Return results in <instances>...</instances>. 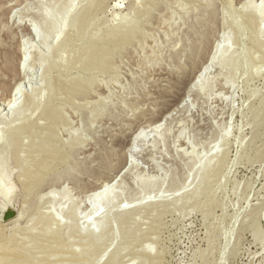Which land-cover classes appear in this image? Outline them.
Returning <instances> with one entry per match:
<instances>
[{"label": "rangeland", "instance_id": "374dc122", "mask_svg": "<svg viewBox=\"0 0 264 264\" xmlns=\"http://www.w3.org/2000/svg\"><path fill=\"white\" fill-rule=\"evenodd\" d=\"M90 4L96 29L85 42L110 31V46L103 55L97 42L104 59L75 71L82 79L72 91L83 85L88 93L58 116L71 157L27 193L10 150L0 149L9 161L0 158V240L15 239L23 264L75 252L85 261L90 226L105 228L101 263L123 249L119 264H264V32L254 31L264 24V0H0V90L22 91L15 113L25 119L6 111L0 127L26 124L53 102L55 49ZM3 126L2 138L11 130ZM51 213L58 219L45 241ZM57 231L62 249L47 241Z\"/></svg>", "mask_w": 264, "mask_h": 264}, {"label": "bare ground", "instance_id": "6f19581e", "mask_svg": "<svg viewBox=\"0 0 264 264\" xmlns=\"http://www.w3.org/2000/svg\"><path fill=\"white\" fill-rule=\"evenodd\" d=\"M40 4H41V2H40ZM38 7H39V5H38ZM23 8H24V6H23ZM97 12H98V10H97V8H96V6L94 4H90V5L86 6V8H81V10L78 13L76 11L77 14H76V17L74 19L75 20V24L77 26L75 28L76 31L73 32L74 34L68 36L69 38L66 39V37H65L64 38L65 40L60 38L61 40L65 41L64 43L62 41V43H63L62 46H59L61 42L59 41L60 39H58L59 44H57V45H58V48L59 47L60 48H59L58 51H57L58 48L55 49V51H56L55 52L56 53L55 57L56 58L54 57L55 60H53L54 61V62L52 61L53 64L50 65L51 66L50 67L51 68V72H50L51 74L50 75H52V73L54 74V77H53L54 78V82L52 81L53 85L50 84V82L48 83V84H50L49 87L52 85V90H54V91H52L53 94L51 95L52 96L51 98H53V102L50 103V101H49L50 99H48L47 98L48 96H47L46 97L48 99L47 101L50 103V105L47 106L48 102L44 98L45 101L47 102V104L44 101L46 106L45 105H43V106L46 107V108L44 110L42 107H38L37 106L38 108L41 109V111L43 109V111H42L43 113L42 114L38 113V111H40V110L36 111L38 114L35 112L37 114V116L39 115L38 118L34 117V120H33L32 119L33 117L31 116V119L33 120V121H31V119L30 120L28 119V117H29L28 116L26 119L29 122L26 120L27 121L26 124L24 123L22 125H17V124H20L21 122H23L25 120L24 118H23L24 119L23 121H22V119L19 120L20 119L19 116L21 114L16 111L17 108L20 107V105L16 103L19 98L16 99V97H17V95H20V93L22 91L19 88H18V90H16L15 87H13V88L9 87L8 88V85H7V89L4 88L3 90H0V115L3 114L6 111H10V113H12V114L14 113L15 114V115H12V117L13 116L15 117L17 114L19 115V116L17 115V117H15V118H17L18 121L20 122V123H17V124L15 123L14 125H16V126L13 127L12 129L10 127L11 124L8 127V126H3V123H2L3 127H8V129L10 128L11 130L7 131L8 133L6 135V133H5L6 130L2 129V126L0 127V131L3 132V130H5L4 134L6 135V136L4 135V138H2L3 135L0 136L1 137L0 138V149L3 148L4 149V150L2 149L3 151H5V149H7V150L9 149L10 150V153H11V155L13 157V161H14L16 167L20 170V176H19L20 183H21V185L23 184L22 188L24 187V191H26L27 193H32L35 190H40L42 188L43 184H45L44 182L48 180V178H47L48 176L50 177L52 175V177H56L58 175V173H56L57 170H58V166L61 165V164L66 163L68 161V158L71 157V155H67L65 152H63V150L65 149V147H67V145L59 137V133L60 132L58 130V127H59V117L58 116L61 113L62 109H64L67 105H69V103L72 104V102H75V99H77L78 97H83L84 95H86V93H88L87 91L86 92L83 91L85 89V87L83 85L79 89L75 88L76 92L72 91L74 89L73 86H72V84L74 82L73 80L77 81V80L82 79L81 76H73L75 71H77L79 69L87 71L88 70L87 69L88 66L94 65L95 63H97V61L100 60L103 57L104 53H106V55H107V52L109 51L110 31L107 32L104 36L100 37L99 38V42L98 41H96V42L92 41V42H90L91 44H88L87 42H85V39L88 38V36L94 34V30L96 29V28H94V26H95L94 22H95V20L97 18V15H96ZM47 18H48L47 15L43 16V19H47ZM253 21H254V23H253ZM253 21L248 19V22H249L248 24L249 25H252V24L254 25L255 24V20H253ZM35 25H36V22L35 23L31 22L27 26V28L29 29V31H33V32L35 31L36 32ZM5 27H6V25H5ZM5 27H3V28L5 29ZM9 28L7 26L6 30H10ZM255 28H254V31L256 30L258 33H259V31L260 32H262V31L264 32V24H259L257 26V29H255ZM117 30H114L112 32V34H115V33L119 32V31H121L120 29H119V31H117ZM122 31H123V29H122ZM8 33H9V31H8ZM70 34H71V32H70ZM259 34H261V33H259ZM10 35H11V33H10ZM15 38H16V36H15ZM15 38H12V39H15ZM27 41H29V40H27ZM97 42L99 43V48H100L101 53H103L102 56H100L98 54V49H97V51L95 50V48H98ZM263 44H261V45H263ZM53 45H54L53 43H50L48 46H50V48H52V50L54 51V48L52 47ZM57 45H56V47H57ZM54 47H55V45H54ZM67 53H68V57L65 58V55ZM31 54H32V52H31ZM102 59H104V57ZM37 60H39V59H37ZM41 60H44V59H41ZM23 62H22L23 63L22 65L25 64L27 66V69L30 70L31 69L30 61H28V59L27 60L25 59ZM18 70L19 69L17 68V71ZM15 74H17V72ZM19 74H21V73H19ZM47 75H48V78H47V76L45 78L50 80L49 73ZM42 76H43V74H42ZM36 81H38V80H36ZM228 82L226 83V85H229ZM44 84L46 86V83H44ZM44 84L42 86H44ZM231 84H232V81H231ZM17 85H19V84H17ZM21 87H24V85H22ZM0 88H2V87H0ZM22 90H24V89H22ZM34 91H35V89H34ZM47 91H49V89ZM24 92H23V94L25 95ZM36 92H39V91H37V89H36ZM36 92L33 93V94H40L41 90H40L39 93H36ZM31 93H32V91H31ZM5 96L8 97L7 100L5 99ZM29 97L28 98L24 97V101L21 100L22 102H24V106L22 105L21 109L24 110L26 108V110L28 109V112H29V107L31 108V106H32L31 104L34 103V100H35V98L32 95H31V97H33V98H31V97L29 98ZM44 102H42V104H44ZM33 108H35V107H33ZM15 111H16L17 114L15 113ZM18 111H20V109ZM41 111H40V113H41ZM21 112L24 113L26 111L25 110L24 111L21 110ZM22 116H23V114H22ZM14 117H13V119H14ZM2 118H3V121H4V117L0 116V119H2ZM6 119L7 118L5 117V120ZM41 120L42 121L44 120V122L42 123ZM6 121H7V123H12V122H8L9 118ZM0 125H1V122H0ZM59 144H61L62 146L59 147ZM2 157H0V158L2 159ZM6 158H3V159L6 160ZM3 159H2V162H3ZM6 161H8V160H6ZM7 163L5 162L4 164H7ZM0 165L3 166V164H1V163H0ZM2 170L4 171V169H2ZM6 170H7V168L5 169V171ZM0 172H2V171H0ZM7 172H6V174H8ZM2 173H5V172H2ZM9 178H10V176H9ZM30 180H31V182H29ZM3 181L6 182V181H9V180H6V181L3 180ZM10 182H11V180H10ZM5 185H7V184H5ZM5 185L3 184V186H5ZM9 186L10 185H7V186L3 187V188H5V189H3V191L6 190L9 193ZM6 191H4V192H6ZM8 193H7V195H8ZM96 197L97 196H95V198ZM92 198H93V200H92L91 204L93 205V208H92V211H91V215H96L97 216V213L100 210V208L97 207V200L94 197H92ZM49 214L45 218V220L43 221L44 223H43L42 235L41 236L43 237L42 239H44L45 241H46L49 229L53 228L51 226L53 225V222L57 218L54 213H53L54 215L52 213H51L52 215H49ZM98 215H99V213H98ZM93 217H95V216H93ZM98 218H96V219H98ZM109 221L111 223V219H108L107 223H109ZM54 224H56V222ZM89 228L86 230L85 233H87L86 235L91 238V242H92L91 243L92 244L91 245V250L93 251L94 255L92 254V256L90 258H88L87 260L84 261V260H82L81 255L79 253L75 252V253H73L72 257H64V258L60 257L56 261H51V262L45 263V264H119L120 263L119 261H120L121 253H122L123 249L115 251L108 261H106L105 263H101L103 261V259L101 258V254H102V252L104 250H106V249H103L101 247L103 239H104V237L106 235L105 228H102L99 233H97L96 230H92L93 227L91 228L89 226ZM73 229H74L73 225L70 226V228L68 230L69 233H71L73 231ZM124 235H125L124 236L125 237V242L128 243L130 241V239H131L130 232L126 231ZM61 240H62L61 232L57 231V232H55V234L51 235V237L47 241L50 242L51 244H59L60 249H62ZM114 240H115V237H114V235H112L111 236V242L113 243ZM12 242H15V239L1 237L0 250H2L4 252L3 264H23L22 263L23 254H21L19 252V249H17V248L14 249L13 247H10V244ZM98 248H101V250H100L101 252H99V253L97 252ZM28 259H29V263H27V264H37L38 263V259L34 255L31 256Z\"/></svg>", "mask_w": 264, "mask_h": 264}]
</instances>
